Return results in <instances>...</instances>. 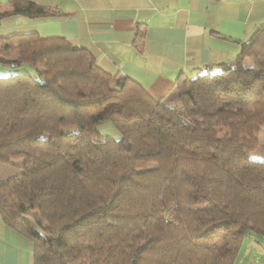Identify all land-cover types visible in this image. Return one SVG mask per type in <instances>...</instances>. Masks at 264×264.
Listing matches in <instances>:
<instances>
[{"label": "trees", "instance_id": "1", "mask_svg": "<svg viewBox=\"0 0 264 264\" xmlns=\"http://www.w3.org/2000/svg\"><path fill=\"white\" fill-rule=\"evenodd\" d=\"M45 19L13 0L0 11ZM0 215L34 264H236L264 238V25L233 62L179 76L155 99L87 48L34 32L0 36ZM112 122L121 138L102 136Z\"/></svg>", "mask_w": 264, "mask_h": 264}, {"label": "crops", "instance_id": "2", "mask_svg": "<svg viewBox=\"0 0 264 264\" xmlns=\"http://www.w3.org/2000/svg\"><path fill=\"white\" fill-rule=\"evenodd\" d=\"M13 0H0V11ZM61 16H9L0 36L34 32L87 48L99 66L143 86L155 99L179 76L233 62L264 25V0H25ZM0 264H34V243L0 215Z\"/></svg>", "mask_w": 264, "mask_h": 264}, {"label": "rangeland", "instance_id": "3", "mask_svg": "<svg viewBox=\"0 0 264 264\" xmlns=\"http://www.w3.org/2000/svg\"><path fill=\"white\" fill-rule=\"evenodd\" d=\"M22 70L23 66L12 67L0 64V76L15 74ZM97 129L102 136L121 138L120 131L110 121L100 123ZM249 155L256 160L264 159V129L259 134V148ZM19 161H15L16 163L12 165L0 163V180L7 179L21 171ZM236 264H264V238L248 235L243 242Z\"/></svg>", "mask_w": 264, "mask_h": 264}]
</instances>
